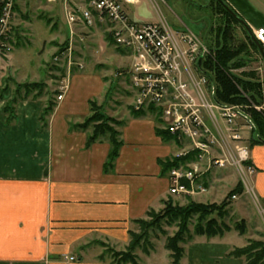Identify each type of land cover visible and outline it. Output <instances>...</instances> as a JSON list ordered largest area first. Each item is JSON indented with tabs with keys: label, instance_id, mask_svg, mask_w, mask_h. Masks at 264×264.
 Masks as SVG:
<instances>
[{
	"label": "crops",
	"instance_id": "0c3cea01",
	"mask_svg": "<svg viewBox=\"0 0 264 264\" xmlns=\"http://www.w3.org/2000/svg\"><path fill=\"white\" fill-rule=\"evenodd\" d=\"M223 1L250 30L264 27V0ZM138 4L126 6L127 12ZM104 85L94 73L69 75L44 122L42 98L19 100L10 123L0 98V264H112L93 245L126 246L135 221L167 198L168 173L161 174L159 160L172 157L179 142H164L149 113L126 118L111 171L104 170L108 141L87 147L89 129L70 130L87 116L89 102L101 98ZM250 161L251 187L264 201V143L250 147ZM229 233L188 242L181 264H244L243 257L229 255L242 246ZM166 252L164 263L149 255L148 264H171Z\"/></svg>",
	"mask_w": 264,
	"mask_h": 264
},
{
	"label": "rangeland",
	"instance_id": "374dc122",
	"mask_svg": "<svg viewBox=\"0 0 264 264\" xmlns=\"http://www.w3.org/2000/svg\"><path fill=\"white\" fill-rule=\"evenodd\" d=\"M140 1L138 5L128 7L131 17L144 22H156L162 16L172 29L177 30L184 29L182 25L178 24L180 21L184 22L200 38L204 46L208 41L210 29L214 28L222 18L216 13L214 4L210 0ZM64 4V0H18L11 31L12 37L9 38V43L12 46L9 65L0 73V98H5V103L14 97L36 99L37 89H31L28 94L26 93L27 89H30L29 86L33 84L41 91L37 98H42L45 104L49 101L56 102L60 87L66 82L69 75L78 72L94 73L102 77L105 83L102 96L95 100V104L101 106V113L107 119L109 118L108 125L120 133L122 123L131 115V109L134 108V94L131 89L130 77L119 73H124L127 69L129 59L122 56L124 52L119 46H115L113 41L106 40L101 28H85L81 24H68L65 18ZM234 37L236 40H244L240 27L234 28ZM249 51L255 60L250 62L249 66L234 69L233 72L240 74L243 71H254V77L261 80L264 76V64L262 65V62L259 61L261 56L250 48ZM248 103L242 105H248ZM248 110L250 111L251 108ZM89 115L90 113L87 114V116ZM148 115L155 123L156 120H159L160 123H156V125L161 128L162 122L159 114L153 111ZM237 122L246 124L242 117L238 118ZM218 123L224 130V121L219 118ZM94 125V123H90L87 127L89 133ZM241 129H243L241 144L249 150V160L243 163L242 169L226 162L223 166L211 165L208 162L209 158L206 157L198 161L197 151L194 150L196 148L191 143L185 141L177 146L172 143L175 146L172 157L194 152V158L186 162L183 168L190 169L198 161L196 180L197 185L203 189H195L194 193H181L180 195L170 191L160 208L152 209L153 212L141 218V222H135L131 238L126 246L97 242L93 245L97 252L102 253L107 261L112 262L115 253L129 249V245L143 235L139 246L133 247L132 251L137 264H148L146 257L149 255H157L158 260L156 259V261L164 263L167 259L166 240L181 232L177 222H169L166 218L161 217L164 206L169 203L172 207H183L190 201L204 206L220 205L239 182L243 185V192L231 197L224 215L219 216L216 212H211L201 221H198V215H193L188 222L186 234L178 246L184 252L188 242L201 237L194 235L195 227L201 225L204 228L207 221L212 218L222 229V235L225 232H230L227 237H230L235 245H242L238 248L244 247L249 242L264 244V201L257 198L249 180L255 172L250 161V147L256 144L253 142L252 136L253 125L250 122ZM223 140L225 149L230 150L232 142H228L230 145L228 147L224 135ZM221 151L214 149L210 151L209 157L211 159L215 156L223 158L224 153ZM233 154L236 155L235 150ZM247 166L253 168L251 174L245 172L243 167ZM239 230H242V233ZM217 236L219 235L214 237ZM132 237L134 238L132 239ZM167 251L170 256V251ZM182 257L183 254L179 264H181ZM169 260L171 262V257Z\"/></svg>",
	"mask_w": 264,
	"mask_h": 264
},
{
	"label": "built area",
	"instance_id": "2783aa9c",
	"mask_svg": "<svg viewBox=\"0 0 264 264\" xmlns=\"http://www.w3.org/2000/svg\"><path fill=\"white\" fill-rule=\"evenodd\" d=\"M139 2L64 0L65 18L70 25L101 28L104 37L109 36L113 44L122 49V56L129 59V64L124 73H119L130 77L135 110L152 109L158 113L161 128L177 142L191 143L196 148L198 161L206 157L211 165L223 166L226 162L241 168L249 160V150L241 144V128L250 123L247 111L251 108L264 117V103L250 101L248 105H230L217 102L213 81L203 72L201 62L198 65V60L202 61L207 53L200 38L186 29H172L162 19L156 22L133 20L126 6ZM16 6L18 0H0V73L9 65L12 49L9 38L12 37ZM251 31L264 51V27ZM261 61L263 65L262 58ZM65 90L66 82L60 87L56 100L62 99ZM241 117L246 124L237 122ZM219 118L225 123L224 130L219 126ZM223 135L228 147V142L234 145L231 144L230 150L224 147ZM214 149L222 150L223 158L211 159L210 151ZM198 161L190 169L179 166L169 171V192L180 195L203 189L196 180ZM243 168L248 174L253 171L251 166ZM67 259L75 260L74 257Z\"/></svg>",
	"mask_w": 264,
	"mask_h": 264
},
{
	"label": "trees",
	"instance_id": "16d2710c",
	"mask_svg": "<svg viewBox=\"0 0 264 264\" xmlns=\"http://www.w3.org/2000/svg\"><path fill=\"white\" fill-rule=\"evenodd\" d=\"M214 4L216 13L222 18L219 19V23L209 31V38L206 42L207 53L203 56L201 61V67L204 73L214 83L215 100L222 104H247L250 101L253 103H264V76L260 80L258 77H254V71H243L240 74L233 72L234 69L249 66L250 62L255 60L254 56L249 51V48L259 55L257 46L250 39L243 26L234 19L226 9L218 3L217 0H210ZM224 2V1H223ZM225 3V2H224ZM226 4V3H225ZM230 8V7H229ZM17 9V6H16ZM240 27L244 34V40L234 39V28ZM107 41H111V38L107 36ZM261 61V58H259ZM264 69V65H263ZM28 88V87H27ZM27 94L31 89L36 90V97L40 95V89L36 85H30ZM27 99L14 97L11 101L4 104V112L7 114V123L16 119L15 105L19 100ZM55 106L54 101H49L45 104L40 114V120L44 122L45 117L48 116ZM101 106H97L95 101L89 102L90 115L83 119L81 123L70 124V130H85L90 123L95 125L87 135L86 146H90L97 140L104 138L109 143V151L104 163V170L111 171L115 159L118 156L119 148L122 144L120 134L108 125L109 118L107 119L100 111ZM249 120L253 125V142L256 144L264 142V117L257 113L255 110H248ZM146 113H153V110L131 109V115L134 117H140ZM156 123H160L156 120ZM124 125V123H122ZM156 134L164 141H174L175 138L166 130L156 127ZM194 158V152H188L185 155L169 157L159 160L161 167V174L165 175L173 168L184 166L186 162H189ZM243 192V185L241 182L232 189L226 197V200L220 205H203L193 203L190 201L188 205L183 207H172L167 203L162 210V218H166L167 221L177 222L181 232L166 240L165 249L170 251L171 264H179V260L183 254V250L179 248L178 244L184 238L188 222L193 215H198V221H201L206 215L211 212H216L217 215L223 216L226 211V206L229 204L232 196ZM163 202V201H162ZM153 210L147 211L146 215L152 213ZM136 223L141 222V219H137ZM242 233V230H239ZM130 233V238H131ZM222 229L217 225L215 219L207 221L206 226L203 228L201 225L195 227V236H206L207 238L214 237L216 235H222ZM143 236V235H142ZM138 237L131 245L129 249L124 252L115 253L112 259V264H137L135 256L132 254L133 247L139 246L140 239ZM134 237H132L133 239ZM187 238V237H185ZM190 241V240H189ZM232 257H243L244 264H264V244L249 242L242 248H234L229 253ZM119 256L117 259L116 257Z\"/></svg>",
	"mask_w": 264,
	"mask_h": 264
},
{
	"label": "water",
	"instance_id": "95a60500",
	"mask_svg": "<svg viewBox=\"0 0 264 264\" xmlns=\"http://www.w3.org/2000/svg\"><path fill=\"white\" fill-rule=\"evenodd\" d=\"M218 3H220L225 9L226 11L234 18L236 19L242 26L243 28L246 30L248 36L250 37V39L255 43V45L257 46L258 52L264 62V51L261 47V45L254 39L252 31L249 29V27L246 25V23L241 19V17H239L231 8H229V6H227L223 0H217ZM201 59L198 60V65H200Z\"/></svg>",
	"mask_w": 264,
	"mask_h": 264
}]
</instances>
